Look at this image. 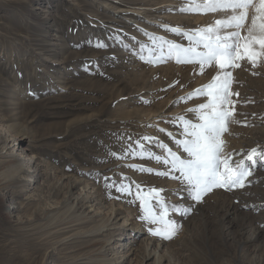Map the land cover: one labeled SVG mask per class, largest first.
<instances>
[{
	"label": "rangeland",
	"instance_id": "1",
	"mask_svg": "<svg viewBox=\"0 0 264 264\" xmlns=\"http://www.w3.org/2000/svg\"><path fill=\"white\" fill-rule=\"evenodd\" d=\"M187 7L0 0V264H264V159H247L253 148L264 153V59L224 70L239 94L229 98L224 154L250 167L243 188H214L195 201L168 165L124 155L143 150L139 141L153 155H165L163 144L188 158L176 118L199 122L188 110L207 97L187 96L222 70L177 63L165 41L187 47L185 33L231 12ZM136 185L157 215L151 190L159 192L177 225L170 239L141 219Z\"/></svg>",
	"mask_w": 264,
	"mask_h": 264
},
{
	"label": "snow or ice",
	"instance_id": "2",
	"mask_svg": "<svg viewBox=\"0 0 264 264\" xmlns=\"http://www.w3.org/2000/svg\"><path fill=\"white\" fill-rule=\"evenodd\" d=\"M188 7L182 11L195 12L198 14L215 13L217 11L230 10L231 15L226 19H217L212 26H207L185 33L190 44L187 47L176 43H167V54L174 58L177 63H197L203 68L205 65L218 66L222 71L213 80L189 93L187 99L193 96H206L207 102L198 107L189 109L196 113L199 121L194 123L184 117H177L181 122L183 139L177 140L176 144L187 154V159L181 158L166 145H161L165 155H153L144 149L137 141L141 151L129 148L124 155L132 154L143 157L149 155L157 163L168 165L171 171L179 173L174 177L188 186L189 194L195 201H201L203 196L214 188H243L245 180L251 175L249 166L243 161L233 163L230 155L224 154V140L222 134L228 131L227 125L234 117V102L229 98L238 93L230 91L233 82L229 68H239L241 61H247L252 67H258L261 59H264V0H187ZM254 12L249 21V10ZM232 29L230 31H224ZM243 29L246 32L242 34ZM179 31V29H172ZM102 47L103 45H98ZM151 62V61H150ZM229 105H232L231 110ZM161 132L165 131L160 129ZM171 135V133H169ZM145 140L150 138L145 137ZM115 156V153H110ZM260 156L264 159V153H258L253 148L247 156L249 161L255 162L254 158ZM140 171H152L151 169H139ZM169 175V172L157 173ZM118 192L130 193L131 185L115 182L111 185ZM137 199L144 215L142 220L150 224H160L162 227L150 229L154 235L170 239L175 235L177 225L167 219L168 209L159 197L156 189L155 198L159 200L162 211L159 215L153 211L147 197L140 194V186L136 185ZM173 211L179 209L173 208Z\"/></svg>",
	"mask_w": 264,
	"mask_h": 264
},
{
	"label": "bare ground",
	"instance_id": "3",
	"mask_svg": "<svg viewBox=\"0 0 264 264\" xmlns=\"http://www.w3.org/2000/svg\"><path fill=\"white\" fill-rule=\"evenodd\" d=\"M128 10H122V12H127ZM129 12V11H128ZM4 129V128H3ZM5 130H6V128H5ZM4 134H6V131H4L3 133H1V136L3 137V138H5L3 135ZM8 134V133H7ZM15 139V138H14ZM17 139H15V141H16ZM14 145H11V147H13ZM31 157H33V155H31Z\"/></svg>",
	"mask_w": 264,
	"mask_h": 264
}]
</instances>
